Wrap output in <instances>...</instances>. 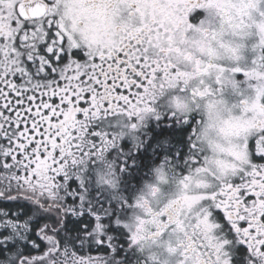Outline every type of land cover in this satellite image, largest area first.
Masks as SVG:
<instances>
[{"label":"snow or ice","instance_id":"snow-or-ice-1","mask_svg":"<svg viewBox=\"0 0 264 264\" xmlns=\"http://www.w3.org/2000/svg\"><path fill=\"white\" fill-rule=\"evenodd\" d=\"M0 264H264V0H0Z\"/></svg>","mask_w":264,"mask_h":264}]
</instances>
